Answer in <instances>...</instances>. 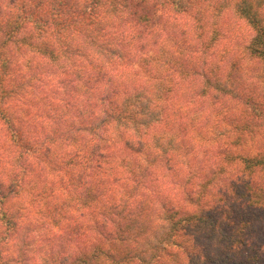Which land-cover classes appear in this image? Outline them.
I'll return each mask as SVG.
<instances>
[{
    "label": "trees",
    "instance_id": "obj_1",
    "mask_svg": "<svg viewBox=\"0 0 264 264\" xmlns=\"http://www.w3.org/2000/svg\"><path fill=\"white\" fill-rule=\"evenodd\" d=\"M231 2L250 29L228 22L215 43L221 29L211 20ZM262 5L0 0V34L8 36L0 41V231L16 221L6 199L32 181L35 165L42 189L57 184L62 193L94 201L84 203L89 211L69 234L84 249L59 264H264V195L253 194L264 178V69L256 72L264 65ZM245 32L251 39L239 51ZM171 35L174 50L166 45ZM33 54L40 71L16 82L13 69ZM137 62H154L166 81L140 90L149 82ZM55 71L63 97L34 98L29 114L27 105L6 110L19 90L37 94L41 78ZM121 88L136 92L117 101ZM113 106L122 118L108 128ZM93 107L104 115L86 119ZM6 141L19 155L6 157ZM29 153L39 161L29 162ZM153 177L160 188L155 201L140 191Z\"/></svg>",
    "mask_w": 264,
    "mask_h": 264
},
{
    "label": "rangeland",
    "instance_id": "obj_2",
    "mask_svg": "<svg viewBox=\"0 0 264 264\" xmlns=\"http://www.w3.org/2000/svg\"><path fill=\"white\" fill-rule=\"evenodd\" d=\"M184 18L187 19V23L192 21V17L190 13L184 15ZM231 21L240 22L239 23L240 26L244 27L245 31L247 32L250 29L248 24L241 17L238 16V12L236 11L234 2L233 3L231 2L227 4V6L223 7V9L220 12H218V14L214 15L211 20L213 27L221 29L220 31H218L220 32V34L218 35L217 41H215V43L219 41L221 34L225 33V30H226L225 26H227L228 25L227 23ZM251 35L252 33L245 32V35H243L244 38L241 37V39L238 40L237 47L239 51H243V48L241 47H244L248 44L249 40L251 39L250 38ZM171 38L173 39H170L169 43L166 45L169 48L171 47L172 50H174L177 43L172 35H171ZM198 45L199 47L201 46V44H198ZM125 50L126 49H123L122 52H124ZM205 52H206L205 55H208L209 51H205ZM242 54L245 55L244 52ZM35 58H36L35 54L26 56L25 60H27L28 62L24 60L25 61L24 63H26L24 66H20L19 64L16 65V69L15 70L13 69L16 82H19L18 77H21V76L28 77L31 75L33 76L34 72L38 73L40 71L36 67ZM158 61L160 64L163 63L162 59ZM152 63L154 64V62ZM168 63L169 62H167V64ZM153 64L147 67L142 62H137L133 65L134 68L138 67L137 69H140L138 71L139 75H141L142 77H145L146 81L149 82L146 87H143L140 90H143V91L148 90V89L150 90V84L152 83L150 81L157 82L159 78L160 79L164 78L165 79L164 82L166 81L167 77L164 75V73L161 72V70L156 65H153ZM258 65H259L258 66L259 69H256V72L258 71L257 73L261 74L262 73L261 69H264L262 68V66L264 65L262 63ZM222 66L224 70L226 71L229 67V64L228 62H225L222 64ZM148 73H150V75L152 76V79L149 77ZM57 74L58 73L55 71L53 75H47L46 80L41 78V84H38V87H40V92L38 91L37 94L31 95L30 93L29 95V92L19 90L20 92L15 100V104H16L15 106L18 107L19 110H22L25 108H22L21 106L27 105L29 108L26 110L28 111V114H29L33 112L37 107V104L34 103V98L37 100V103L38 101L43 102L45 98L44 94L47 92H49L50 94L52 93L51 97L55 98L56 100H57V97H63L62 89H64L65 85L60 82L59 76ZM103 81H105V79H103ZM105 84L106 83L101 84L102 90L106 89V87H104ZM25 92L28 94H26ZM134 92H136V90L131 91L125 88L119 89V93H123V97L131 93H134ZM22 101H24V103L26 104H21ZM150 110L151 109L149 107V111ZM200 112H202V110L200 111L198 110L195 113V116L197 115L199 117ZM159 132L164 133L162 131H159ZM29 155H30L29 157L30 161L27 160V162L29 161V162L34 163V159L39 161L35 153H29ZM12 156L13 155H11V158ZM17 163L20 164L21 161L14 159L13 164L17 165ZM4 167L5 168H3V170H6L5 172H7V175H8L9 171H7V167L5 165ZM32 169L33 170H31V174H30L32 181L28 182L25 186V189H22V191L15 192L16 196L12 198H8L5 201V205H4L5 209L13 212V215L15 213L16 221L14 223V219L12 218L11 219L12 223H9L10 222L9 221L8 222L9 224L7 226L6 224H3L1 226L3 227V229L0 231V264H8L9 260L14 259V257H12L11 255L6 256L5 252L8 250L7 246L10 245L11 239L14 237L15 233L18 230H20L22 224H25L27 226V224L30 223V226L33 229H47L48 231L53 232V233L63 232L66 238L69 240L71 237V235H69L70 231L77 229L78 227L76 225L82 222L81 220L83 218L82 216L83 211L87 213L89 211L88 209L83 208L84 203L88 204V203L94 202L90 199L92 197L91 195L89 196L90 197L89 199L86 198L83 200V198H85V195H82L79 192H75L74 190H71V192H68V191L66 192V190H64V192L62 193L60 189H57L55 187V185L57 184L52 185V187H48V185H46L48 188L42 189L41 180L44 176L42 177V174H40L38 170V166L36 167L35 165H33ZM15 190L16 189H14V191ZM77 198H81V200L79 201V203L81 204L79 205V209L77 208V204H78ZM166 198L164 200H167ZM204 198H207V197H204ZM130 200H131V203H136L138 201V199H132V198ZM181 202L182 201H179L175 205L179 208L181 206ZM58 212H60L61 217L58 219H55L57 217ZM91 214L92 215L94 214V210H92ZM95 218L97 219V216ZM4 219L7 220V217H5ZM260 228L261 227H259V229ZM262 228L264 230V226H262ZM81 235L80 237L82 238ZM72 240H74V238ZM75 242L80 243V241L78 240H76ZM26 243H27L26 241H21V247H24ZM17 250L19 251V249Z\"/></svg>",
    "mask_w": 264,
    "mask_h": 264
},
{
    "label": "clouds",
    "instance_id": "obj_3",
    "mask_svg": "<svg viewBox=\"0 0 264 264\" xmlns=\"http://www.w3.org/2000/svg\"><path fill=\"white\" fill-rule=\"evenodd\" d=\"M260 13L264 15V5L261 6ZM4 40H8V36L0 34V41ZM150 82L155 83V81ZM126 83L131 84V79L126 81ZM104 87H108V85L105 84ZM114 98L119 101L123 98V93L114 96ZM101 107L105 106L102 105ZM5 108L9 112L16 111L15 105H5ZM92 112H94L95 115L86 117V119H94L104 115L103 112L96 110L95 107L92 108ZM108 112L111 115L107 118L110 122L106 124V127H114L116 119L122 117H120V113L115 106L109 108ZM5 127H7V125H5ZM85 135L87 134L85 133ZM5 150L6 157L9 152H11L13 156L19 155L15 152L13 147L7 144V141L5 142ZM140 191L145 193L149 200L155 201V199L160 196L159 182L156 181L154 177L149 178L144 186L140 188ZM257 191L261 195H264V178L261 180L260 187L253 190V194H256ZM153 207H157L155 203ZM157 211H159L158 207ZM21 241L27 242L24 247H21ZM7 248L8 250L5 252V255L14 257V259L8 261V264H59V259L67 256L70 252L73 255H79L81 250L84 249V245L79 242L68 240L63 232L53 233L47 229H33L30 223H28L27 226L25 224L21 225L20 230L15 233ZM17 249H19V251ZM114 259L117 258L114 256Z\"/></svg>",
    "mask_w": 264,
    "mask_h": 264
}]
</instances>
